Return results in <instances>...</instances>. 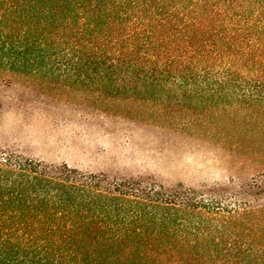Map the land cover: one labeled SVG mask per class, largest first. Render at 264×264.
<instances>
[{"label": "trees", "instance_id": "trees-1", "mask_svg": "<svg viewBox=\"0 0 264 264\" xmlns=\"http://www.w3.org/2000/svg\"><path fill=\"white\" fill-rule=\"evenodd\" d=\"M52 63L264 123V0H0V64ZM244 187L259 194L264 179ZM239 198L139 189L0 151V264H264V201ZM161 236L178 239L144 240Z\"/></svg>", "mask_w": 264, "mask_h": 264}, {"label": "rangeland", "instance_id": "rangeland-1", "mask_svg": "<svg viewBox=\"0 0 264 264\" xmlns=\"http://www.w3.org/2000/svg\"><path fill=\"white\" fill-rule=\"evenodd\" d=\"M103 72L53 63L0 64V151L66 164L139 189L182 186L224 203L239 197L258 205L264 201V192H244L253 174L264 179L257 175L264 172L263 122L243 121L234 109L203 115L199 107L185 109L163 95L159 99V87L101 78ZM212 237L217 239L215 233L207 236ZM185 264L207 263L197 258Z\"/></svg>", "mask_w": 264, "mask_h": 264}]
</instances>
